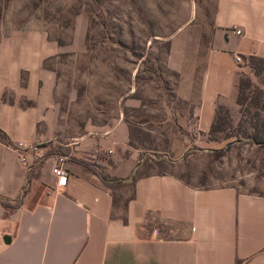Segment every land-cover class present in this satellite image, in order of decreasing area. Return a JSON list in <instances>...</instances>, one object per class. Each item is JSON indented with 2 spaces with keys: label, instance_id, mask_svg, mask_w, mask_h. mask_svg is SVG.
Wrapping results in <instances>:
<instances>
[{
  "label": "crops",
  "instance_id": "0c3cea01",
  "mask_svg": "<svg viewBox=\"0 0 264 264\" xmlns=\"http://www.w3.org/2000/svg\"><path fill=\"white\" fill-rule=\"evenodd\" d=\"M214 8L208 91L186 97L197 105L192 130L200 136L212 128L213 106L233 97L245 59L264 61V0H215ZM12 41L19 56L25 39L0 37V264H264V193L205 187L190 157L156 159L132 142L128 125L75 146L63 136L42 148L41 160L23 152L29 173L14 145L48 140L57 115L39 76L6 53ZM144 117L142 132L159 133L155 115ZM198 149L188 154L207 155ZM61 154L66 188L52 173ZM78 160L100 165L107 183Z\"/></svg>",
  "mask_w": 264,
  "mask_h": 264
},
{
  "label": "rangeland",
  "instance_id": "374dc122",
  "mask_svg": "<svg viewBox=\"0 0 264 264\" xmlns=\"http://www.w3.org/2000/svg\"><path fill=\"white\" fill-rule=\"evenodd\" d=\"M214 7L215 0H0V37L25 39L19 56L14 41L6 53L39 76L56 110L49 145L67 136L75 146L124 124L156 159L190 157L205 187L264 193V146L252 141L264 139V62L236 72L235 93L213 106L208 135L192 130L197 105L186 97L208 91ZM147 112L161 122L159 133L142 132ZM199 147L207 155L193 154Z\"/></svg>",
  "mask_w": 264,
  "mask_h": 264
},
{
  "label": "built area",
  "instance_id": "2783aa9c",
  "mask_svg": "<svg viewBox=\"0 0 264 264\" xmlns=\"http://www.w3.org/2000/svg\"><path fill=\"white\" fill-rule=\"evenodd\" d=\"M236 34H241V31L237 30ZM234 59L236 63L241 64L244 66V61L240 55H235ZM47 141H42L39 143H27V142H19L14 145V150L18 154L19 160L27 168V171L30 173L31 165L28 162L27 158L23 156V152L32 151L35 154L37 160L44 159L45 151L42 149L47 144ZM73 144H71L72 146ZM96 153H100V151H96ZM67 157L66 155H60L56 158L55 166L52 170L53 175L57 178V184L61 188H66L68 176L65 172V164H66Z\"/></svg>",
  "mask_w": 264,
  "mask_h": 264
},
{
  "label": "trees",
  "instance_id": "16d2710c",
  "mask_svg": "<svg viewBox=\"0 0 264 264\" xmlns=\"http://www.w3.org/2000/svg\"><path fill=\"white\" fill-rule=\"evenodd\" d=\"M245 60L247 62L246 66L249 67L250 69H256L257 66H258V61H261V59H256V58H246ZM261 62H264V61H261ZM218 117H219L218 120H220L221 119V115L219 114ZM225 125L226 124H221L219 126H216V129H220V130L226 131ZM214 127H215V125H212L211 130L214 129ZM0 135L2 136V134H0ZM228 136H232V134H229ZM252 141L255 144H258L259 146H264V139H262V137H260L259 135H255L252 138ZM78 161L80 163L84 164V166H86L87 168L91 169L92 172H94L97 176H99L104 183H107L106 182V178L101 173L103 170H102L100 165H97V164L91 163V162H84V160H78ZM4 204L6 205L5 202H4Z\"/></svg>",
  "mask_w": 264,
  "mask_h": 264
}]
</instances>
